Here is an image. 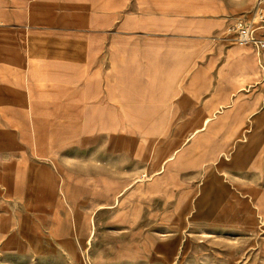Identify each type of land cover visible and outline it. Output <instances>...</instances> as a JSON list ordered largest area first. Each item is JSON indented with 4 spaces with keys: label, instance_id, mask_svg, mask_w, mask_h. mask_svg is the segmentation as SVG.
Instances as JSON below:
<instances>
[{
    "label": "rangeland",
    "instance_id": "obj_1",
    "mask_svg": "<svg viewBox=\"0 0 264 264\" xmlns=\"http://www.w3.org/2000/svg\"><path fill=\"white\" fill-rule=\"evenodd\" d=\"M259 1L0 0V264H264V170L234 161L264 141V50L227 30ZM29 55L35 85L81 92L14 104ZM49 59L84 71L43 73ZM127 76L133 99L103 91ZM140 98L150 113L123 111ZM71 101L104 122L48 151Z\"/></svg>",
    "mask_w": 264,
    "mask_h": 264
},
{
    "label": "crops",
    "instance_id": "obj_2",
    "mask_svg": "<svg viewBox=\"0 0 264 264\" xmlns=\"http://www.w3.org/2000/svg\"><path fill=\"white\" fill-rule=\"evenodd\" d=\"M30 49H34V48H29ZM66 49V48H65ZM74 53L67 51L65 53V59L64 61H66L67 63H69L72 58H73ZM39 57H30L29 55V72L28 74L31 76L32 80L30 81V84L28 86V88L26 89L27 93L26 94H21L19 93V91H17L16 93L12 94L11 97V101L14 104H21V99L23 98H29L26 99L27 100V104L30 107V112L35 113V112H39V109H35L36 106H38V104L40 105V100L36 102V100L31 101V98H40V97H44V94H50L52 97H57L60 98L61 97V91L65 92L64 95L65 96H70V97H76L77 94H79V92H81V88L76 87L75 85H73V83H68L65 84V87L60 88L58 86H55L56 90L54 89H49L50 91L46 90V87H39L37 85H35L34 82V75L36 74V64L37 62H39ZM46 60V59H45ZM52 61V62H51ZM47 62V61H46ZM49 65L48 67H44V69L42 70L43 73H52V74H76V73H83L84 68L81 66L80 68L75 67L72 64H66L62 61H60V59H49ZM64 65L63 69L58 68V66ZM47 66V65H45ZM75 67V68H74ZM50 68L51 70L49 71ZM126 77V76H125ZM15 81L18 83L17 86H19V79H15ZM103 87V91L106 92L107 89V94H114L115 92H121V93H126V95H128V99H133V95L134 93H136L137 91H140V86L139 84L136 82V79H134V77H129L127 76V78H121L119 79L117 82H115L114 84L108 83V82H104L102 84ZM128 87L130 89H128ZM133 87V90H132ZM58 88V89H57ZM99 90V89H98ZM133 91V92H132ZM44 93V94H43ZM46 96V95H45ZM161 97H164L163 95ZM4 97H2L3 99ZM160 98V97H159ZM20 99V100H19ZM66 99V97H65ZM150 100L151 98H148V96L146 97L145 101ZM19 100V101H17ZM135 101V100H133ZM130 101L128 105H125V107H127V109L123 110L124 112H128V113H150V110L148 108V105H146L144 103V99L140 98L139 101L137 102H133ZM73 103V101H71L70 103H64L62 106L64 107V109H59L58 112L59 113H63L65 114V116H63L60 119H57L53 122H51V124L53 125L52 128V133H50L51 138L50 140H48V151L52 149V147L54 146H59L60 144H62L63 142H67V143H74L76 141H80L82 143H85L86 141H90V137L86 136V137H82L80 140L78 138V135L80 134H92L95 133V123H97L98 125H101L102 122H104V120H100L99 116L97 112H95V109L93 110H85L82 111L83 113H87L86 115H84L82 117V121L79 123L76 119V117H80V115H78L77 113L80 112L77 109H75L76 105L75 104H71ZM118 106V105H117ZM109 107V115H108V125L107 128L112 130L115 128L117 121L114 118V112L115 110H112ZM119 107V106H118ZM207 107L205 106L203 109L205 111H207ZM223 108V106H220ZM0 111H3V107H0ZM19 109H12V111H17ZM118 111V110H117ZM100 112V111H99ZM210 117H206L203 121V125L207 124L210 121ZM35 139H36V143H40V140H42V135L41 133L38 131L37 134H35ZM110 147H113V145L111 144ZM82 155V154H80ZM80 155L75 154L76 157H79ZM84 155H82L83 157ZM85 158V157H84ZM236 159L234 160L236 163L239 164V168L242 169L243 172H248L250 174V176H255L258 173H260V171L264 170V141L262 143L259 144H255L252 147V150H250L249 152L246 151V155L245 157H243V159L240 157L238 158L235 157ZM239 159V160H237ZM86 162V161H85ZM90 164L92 166L95 165V153H93V158L90 161ZM219 176V175H218ZM259 184H251L248 185V188H246L245 190L242 189V191L240 190V192L244 195H249L248 197H245L244 200H249V198L251 197V195H255L256 198L254 200L257 199V195L259 194ZM227 189L230 190V192L232 194H234V192L231 190L230 186L227 185L226 186ZM260 195V194H259ZM232 200L229 201L227 204H231ZM74 248V247H73ZM72 247H69V253L74 252Z\"/></svg>",
    "mask_w": 264,
    "mask_h": 264
},
{
    "label": "built area",
    "instance_id": "obj_3",
    "mask_svg": "<svg viewBox=\"0 0 264 264\" xmlns=\"http://www.w3.org/2000/svg\"><path fill=\"white\" fill-rule=\"evenodd\" d=\"M261 2L255 6L251 19L237 18L228 27L231 42L241 47L252 44L257 50H264V33H259V30L264 29V12L259 9Z\"/></svg>",
    "mask_w": 264,
    "mask_h": 264
}]
</instances>
